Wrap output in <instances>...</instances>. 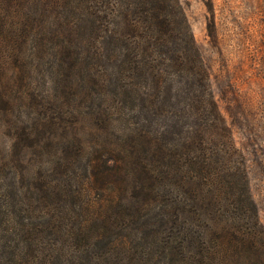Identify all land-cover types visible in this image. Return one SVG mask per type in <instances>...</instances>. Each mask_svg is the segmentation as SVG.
Segmentation results:
<instances>
[{
  "label": "trees",
  "instance_id": "1",
  "mask_svg": "<svg viewBox=\"0 0 264 264\" xmlns=\"http://www.w3.org/2000/svg\"><path fill=\"white\" fill-rule=\"evenodd\" d=\"M78 34L92 39L101 69L67 85ZM48 67L66 102L19 125L28 103L16 86ZM112 113L125 136L115 164L104 170L94 155L83 176L79 151L61 155V175L43 187L46 218L33 221L29 204L18 210L21 139L61 126L80 137L79 124ZM0 147V264H264L250 168L181 0H0ZM127 179L142 196H125Z\"/></svg>",
  "mask_w": 264,
  "mask_h": 264
},
{
  "label": "rangeland",
  "instance_id": "2",
  "mask_svg": "<svg viewBox=\"0 0 264 264\" xmlns=\"http://www.w3.org/2000/svg\"><path fill=\"white\" fill-rule=\"evenodd\" d=\"M181 3L209 69L219 108L233 130L237 145L246 156L252 191L264 223V0H181ZM91 44L92 39L85 34H78L73 39L71 54L62 68L67 85L76 84L75 80L79 81L88 71L94 75L101 69L96 70L94 47L90 48ZM69 63H74V67L78 63L81 65L73 69V73L66 74ZM82 65L86 67L84 72L79 71ZM56 67L59 68V63L55 64ZM55 73L49 67L43 70L32 68L26 79L19 81L16 89H19L17 94L21 98L17 101L28 103L22 107L23 120L19 125L40 117L44 106L52 114L60 108L59 105H64L66 100L60 92L62 88L56 86ZM30 91L36 94L38 106L34 107L35 97L30 101ZM109 97L110 94H107ZM105 118L90 116L79 124V128L83 129L81 131H84L80 137L68 135L61 126L21 139L20 158L15 167L19 178L18 210L23 204H29L33 211L27 215L33 217V221L46 218V212L49 213L51 209V198L45 196L43 187L61 175L62 166L57 165L61 155L79 151L75 169L83 176L86 163L92 161L94 155L101 154L105 159L102 165L104 170L108 169V164H115L113 157H119L116 147L123 143L125 137L121 135L124 121L114 114ZM1 141V146H8L2 153L6 155L9 152V138L8 143L4 137ZM81 142L84 146L80 145ZM113 173L110 168L108 178L116 180ZM0 185L1 192L2 181ZM137 195L142 196V191L131 179H127L125 196L133 199ZM153 219L154 216L150 215L145 220L146 230L152 227ZM117 231L112 230L111 235L115 236ZM57 237L62 244L66 235L61 233Z\"/></svg>",
  "mask_w": 264,
  "mask_h": 264
}]
</instances>
